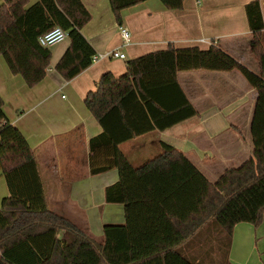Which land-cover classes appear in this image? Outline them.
Returning a JSON list of instances; mask_svg holds the SVG:
<instances>
[{"label": "trees", "instance_id": "16d2710c", "mask_svg": "<svg viewBox=\"0 0 264 264\" xmlns=\"http://www.w3.org/2000/svg\"><path fill=\"white\" fill-rule=\"evenodd\" d=\"M110 1L116 21L123 25L122 10L144 0ZM26 4L27 0H3L0 5V56L14 73H21L30 86L45 77L50 51L39 38L57 26L69 32L71 40L57 71L71 80L92 65L96 53L81 33L91 14L81 0H41L29 9ZM245 12L259 73L215 44L207 50L169 45L128 61L120 77L104 74L97 89L87 95L85 105L103 127L89 142L90 172L95 176L118 170L119 180L106 188L105 198L125 210V223L106 224L101 242L49 210L33 151L11 128L0 97V169L10 189L0 210V264H207L181 249L194 242L206 245L212 227L218 233V252L210 262L230 264L235 226L259 227L264 219L260 0L248 3ZM192 71H238L258 93L251 124L253 156L215 183L175 148L164 149L140 167L121 148L197 114L178 84L179 73Z\"/></svg>", "mask_w": 264, "mask_h": 264}, {"label": "crops", "instance_id": "0c3cea01", "mask_svg": "<svg viewBox=\"0 0 264 264\" xmlns=\"http://www.w3.org/2000/svg\"><path fill=\"white\" fill-rule=\"evenodd\" d=\"M40 1L27 0L25 9ZM81 1L91 14L81 33L96 55L119 50L126 58L92 62L77 77L66 80L56 67L71 46L68 38L49 47L45 77L30 86L0 56V97L11 128L33 151L49 210L101 242L106 224L125 223L124 206L109 204L105 198L106 188L119 180L118 170L93 176L89 166V142L103 127L85 100L97 89L101 77L106 73L120 77L126 73L128 61L166 50L169 45L207 50L215 44L255 73H259V65L251 53L253 38L245 12L253 0H144L127 6L122 10V24L130 32L129 44L123 41L110 0ZM260 2L264 18V0ZM178 84L197 114L125 142L121 148L129 160L132 155L139 164L133 163L135 167L168 147L175 148L215 183L227 170L253 156L251 124L258 93L238 71L181 72ZM9 197L0 169V210ZM203 243L207 244L184 245L183 252L201 258L202 250L210 249L213 240ZM229 262L264 264V219L259 227L250 223L235 226Z\"/></svg>", "mask_w": 264, "mask_h": 264}, {"label": "built area", "instance_id": "2783aa9c", "mask_svg": "<svg viewBox=\"0 0 264 264\" xmlns=\"http://www.w3.org/2000/svg\"><path fill=\"white\" fill-rule=\"evenodd\" d=\"M120 33L123 38V41L125 44L130 43V32L129 30L124 27L123 25H120ZM69 38V32L65 31L63 28L57 26L48 33L44 34L39 38V41L42 46L44 47H51L59 42H62L65 39ZM107 57H113V58H120V59H125L126 56L123 52L119 50L113 51L111 54H106V55H95L93 57V63L98 62L102 59H105Z\"/></svg>", "mask_w": 264, "mask_h": 264}, {"label": "rangeland", "instance_id": "374dc122", "mask_svg": "<svg viewBox=\"0 0 264 264\" xmlns=\"http://www.w3.org/2000/svg\"><path fill=\"white\" fill-rule=\"evenodd\" d=\"M150 154H146V157L147 156H149ZM129 156V155H128ZM130 157V156H129ZM133 158H132V155H131V157H130V160H131V162L132 163H134L135 165H139L137 162H135V161H133L132 160ZM151 159V158H150ZM133 164V165H134ZM207 238L208 239H211V240H213V243L211 244V246H210V249L209 248H205V249H203V251H202V255H201V259L203 260L204 259V263H207V264H211V262H210V258L211 259H217V253L216 252H218L217 250H216V243H217V236H218V233L215 231V228L214 227H212L210 230H209V232L207 233ZM217 238V239H216ZM212 247V248H211ZM181 251H183V249H181ZM218 257H219V260H220V255H219V253H218ZM207 259V260H206Z\"/></svg>", "mask_w": 264, "mask_h": 264}]
</instances>
